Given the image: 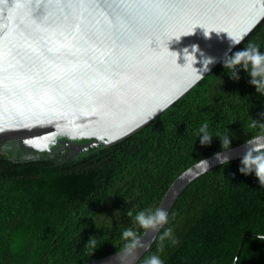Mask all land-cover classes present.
Returning <instances> with one entry per match:
<instances>
[{
  "label": "trees",
  "instance_id": "obj_1",
  "mask_svg": "<svg viewBox=\"0 0 264 264\" xmlns=\"http://www.w3.org/2000/svg\"><path fill=\"white\" fill-rule=\"evenodd\" d=\"M250 43L264 52V19L228 56ZM237 68L239 80L222 60L150 123L109 146L73 157L27 152L14 142L0 147V264H85L114 253L131 226L127 211L157 207L181 172L223 151L215 136L200 144L202 124L213 135L228 132L231 148L264 133V96ZM241 159L217 165L179 193L165 226L179 243L164 242V264H232L243 238L237 264H264L257 236L264 235V188L254 171L240 172ZM152 254L156 242L137 264Z\"/></svg>",
  "mask_w": 264,
  "mask_h": 264
},
{
  "label": "water",
  "instance_id": "obj_2",
  "mask_svg": "<svg viewBox=\"0 0 264 264\" xmlns=\"http://www.w3.org/2000/svg\"><path fill=\"white\" fill-rule=\"evenodd\" d=\"M263 19L264 0H0V147L49 151L58 137L89 139L75 153L114 144L201 80L183 66L185 48L198 46L197 70L212 58L205 76ZM248 142L253 153L263 149L264 133L220 152L243 157ZM215 154L181 172L157 207L169 212L191 181L221 164ZM117 254L85 264H116Z\"/></svg>",
  "mask_w": 264,
  "mask_h": 264
},
{
  "label": "clouds",
  "instance_id": "obj_3",
  "mask_svg": "<svg viewBox=\"0 0 264 264\" xmlns=\"http://www.w3.org/2000/svg\"><path fill=\"white\" fill-rule=\"evenodd\" d=\"M228 36L231 38L233 45L239 44L238 38L230 36L229 34ZM180 37L175 38L179 40ZM197 51H199V49L196 45H192L191 52H189L187 48L184 49V59L186 63L183 66L187 65L196 70L193 83L198 82L204 77L203 72L207 71L208 65L213 62L212 58H205L203 60V67L200 70H197V68L193 67L194 63L197 61L195 55ZM201 55L203 54L201 53ZM223 66L228 71L230 77L235 80L240 79L237 66H241L250 77L248 82L255 87L258 94L264 96V52H262L256 44L250 43L243 50L236 51L233 54L226 56L223 60ZM214 136L219 138L222 150H229L231 148V141L228 132L213 135L209 132V125L206 122L202 124L196 132V138L199 137L201 145L210 144ZM248 144L253 147L242 157V167L239 170L244 174H249L254 171L258 177L260 186L264 188V151L259 152L257 155H253L254 144L251 142H248ZM215 155L221 164L228 163L227 155H222L221 152H217ZM208 167V162L204 160V170L207 171ZM126 215L131 219V226L125 227L121 232L123 247L118 249L116 264H137L140 250L150 248L153 242H156L157 254L150 255L142 261V264H164V260L158 254L164 251V242L167 240L172 245H177L179 243L173 233L172 227H165L169 224V212L161 207H149L140 210L135 214L129 210ZM148 230H151L155 235L150 241H144L140 236V232H147ZM257 236L259 239L264 240V235L257 234ZM95 244L96 241L91 240L90 238L86 243L87 246L92 248H95Z\"/></svg>",
  "mask_w": 264,
  "mask_h": 264
},
{
  "label": "flooded vegetation",
  "instance_id": "obj_4",
  "mask_svg": "<svg viewBox=\"0 0 264 264\" xmlns=\"http://www.w3.org/2000/svg\"><path fill=\"white\" fill-rule=\"evenodd\" d=\"M83 142H78L76 140H68L63 137H58L54 140V142L50 145V155H61L66 157H73L78 153H75V150L72 148L74 145H79ZM53 148H52V147Z\"/></svg>",
  "mask_w": 264,
  "mask_h": 264
},
{
  "label": "snow or ice",
  "instance_id": "obj_5",
  "mask_svg": "<svg viewBox=\"0 0 264 264\" xmlns=\"http://www.w3.org/2000/svg\"><path fill=\"white\" fill-rule=\"evenodd\" d=\"M0 131H3V129H0Z\"/></svg>",
  "mask_w": 264,
  "mask_h": 264
}]
</instances>
